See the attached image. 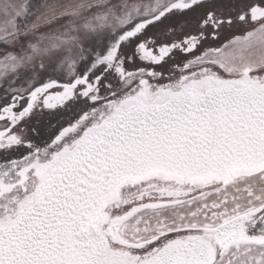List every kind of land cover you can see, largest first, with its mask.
<instances>
[{"label":"snow or ice","instance_id":"1","mask_svg":"<svg viewBox=\"0 0 264 264\" xmlns=\"http://www.w3.org/2000/svg\"><path fill=\"white\" fill-rule=\"evenodd\" d=\"M0 264H264V0H0Z\"/></svg>","mask_w":264,"mask_h":264},{"label":"trees","instance_id":"2","mask_svg":"<svg viewBox=\"0 0 264 264\" xmlns=\"http://www.w3.org/2000/svg\"><path fill=\"white\" fill-rule=\"evenodd\" d=\"M43 2H44V0H30L29 4L30 5H38V4L43 3Z\"/></svg>","mask_w":264,"mask_h":264},{"label":"rangeland","instance_id":"3","mask_svg":"<svg viewBox=\"0 0 264 264\" xmlns=\"http://www.w3.org/2000/svg\"><path fill=\"white\" fill-rule=\"evenodd\" d=\"M30 0H27V2L29 3Z\"/></svg>","mask_w":264,"mask_h":264}]
</instances>
